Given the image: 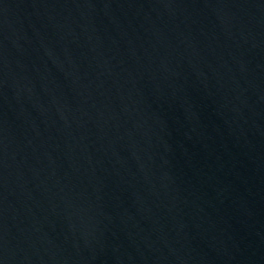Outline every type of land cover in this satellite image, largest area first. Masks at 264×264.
<instances>
[{"label":"water","instance_id":"1","mask_svg":"<svg viewBox=\"0 0 264 264\" xmlns=\"http://www.w3.org/2000/svg\"><path fill=\"white\" fill-rule=\"evenodd\" d=\"M264 0H0V264H259Z\"/></svg>","mask_w":264,"mask_h":264}]
</instances>
